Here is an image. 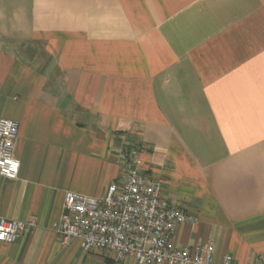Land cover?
<instances>
[{
    "label": "crops",
    "instance_id": "crops-1",
    "mask_svg": "<svg viewBox=\"0 0 264 264\" xmlns=\"http://www.w3.org/2000/svg\"><path fill=\"white\" fill-rule=\"evenodd\" d=\"M2 117L0 215L36 228L0 264H120L53 224L131 168L190 215L175 246L264 264V0H0Z\"/></svg>",
    "mask_w": 264,
    "mask_h": 264
},
{
    "label": "built area",
    "instance_id": "built-area-1",
    "mask_svg": "<svg viewBox=\"0 0 264 264\" xmlns=\"http://www.w3.org/2000/svg\"><path fill=\"white\" fill-rule=\"evenodd\" d=\"M18 133L16 120L0 118V175L8 179H16L20 171ZM190 219L164 198L160 182L131 168L122 183H111L102 196L66 191L64 213L53 229L64 245L79 239L84 250H104L120 264H238L230 255L216 262L212 241L193 249L175 246V231ZM35 228L33 220L0 215V241L14 242Z\"/></svg>",
    "mask_w": 264,
    "mask_h": 264
}]
</instances>
